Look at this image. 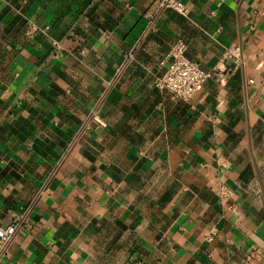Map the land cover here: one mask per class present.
Wrapping results in <instances>:
<instances>
[{
	"label": "crops",
	"instance_id": "0c3cea01",
	"mask_svg": "<svg viewBox=\"0 0 264 264\" xmlns=\"http://www.w3.org/2000/svg\"><path fill=\"white\" fill-rule=\"evenodd\" d=\"M159 1L0 0V264H264V0Z\"/></svg>",
	"mask_w": 264,
	"mask_h": 264
},
{
	"label": "built area",
	"instance_id": "2783aa9c",
	"mask_svg": "<svg viewBox=\"0 0 264 264\" xmlns=\"http://www.w3.org/2000/svg\"><path fill=\"white\" fill-rule=\"evenodd\" d=\"M163 10H173L183 16L189 13V8L182 0H160L158 12ZM186 51V44L182 40H177L168 55L167 70L156 79V86L167 90L171 97L177 100L191 99L211 77L210 72L202 69L187 57ZM225 57L235 58L237 63H241V46L228 49ZM216 192L223 199L231 193L225 186H220ZM22 226L23 220L16 218L6 228H0V258L5 253L9 241Z\"/></svg>",
	"mask_w": 264,
	"mask_h": 264
}]
</instances>
